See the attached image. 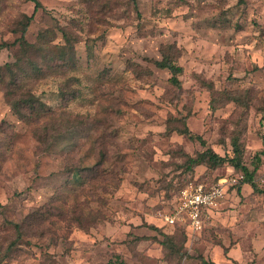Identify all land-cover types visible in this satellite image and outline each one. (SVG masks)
Masks as SVG:
<instances>
[{"label":"rangeland","instance_id":"rangeland-1","mask_svg":"<svg viewBox=\"0 0 264 264\" xmlns=\"http://www.w3.org/2000/svg\"><path fill=\"white\" fill-rule=\"evenodd\" d=\"M40 1L26 47L34 3L0 0V264H264V154L260 191L227 183L201 231L166 218L190 183L243 175L187 155L240 141L253 170L264 149V0Z\"/></svg>","mask_w":264,"mask_h":264},{"label":"trees","instance_id":"trees-1","mask_svg":"<svg viewBox=\"0 0 264 264\" xmlns=\"http://www.w3.org/2000/svg\"><path fill=\"white\" fill-rule=\"evenodd\" d=\"M30 1L34 3V12L31 15H25V19L21 21L22 28L20 30L21 34L19 37V42H22L24 44V46H26V47H34L35 46L34 44L27 45L28 41L26 40L25 36L27 34V30H28V27H29L31 21L34 19L35 13L40 8L43 7L40 0H30ZM63 35L66 38V41L68 43H72L71 39H70L68 33L65 31V29L63 31ZM0 45H2V44H0ZM69 49H70L69 46H66V45H64L63 47L60 48L61 58H65L68 55ZM155 63L158 67L166 68L169 70V72L171 73V77H170L169 81L171 83H173L176 86H181V80H180L179 76L184 71V67L182 65L176 63L173 60L172 55H169L168 53H164L161 60H157ZM235 98L237 99V97H235ZM30 102H31V100H30ZM13 108L15 110H19V105L15 102L13 104ZM179 132L182 134H186L191 139L199 140V141H201L202 144H205V140L201 137V135L194 134L189 129V127L187 126L185 121H184V127L182 129H179ZM263 143H264V134H263ZM244 151H245V148L240 141H237L233 144V152L231 155L223 156V155L217 153L216 151H214L212 148H206L204 151L199 152L198 154H196L194 156L187 155V160L184 163V168L188 169L190 171H193L196 167H198L200 165H206L207 167L215 168V167L220 166V165L227 162L230 164V166H232L234 168V170H236V173H237V171H240L243 173L244 179L241 182L242 184L248 183L252 186V188L255 191H260V188L258 187L254 176H255V173H256V171H257V169L261 163V155L260 154H264V149L262 151H260V153H257L255 155V159L253 161L255 167L253 170L249 169V167L244 162ZM241 183H238L235 185L238 192L241 191V186H242ZM174 226L176 228V231H180L183 236H188L187 225L176 223V224H174ZM15 228H16L17 236H16V239H14L9 245L10 251L13 249V247L15 245H17L19 240L22 238V231L20 229V225L15 224ZM167 238H170L169 240H172L174 237L173 236H167ZM163 244L167 245V241L166 240L163 241ZM204 262L206 264H213L212 262H209L206 260H204ZM110 264H126V263L123 260H121L119 255H116V260Z\"/></svg>","mask_w":264,"mask_h":264},{"label":"built area","instance_id":"built-area-1","mask_svg":"<svg viewBox=\"0 0 264 264\" xmlns=\"http://www.w3.org/2000/svg\"><path fill=\"white\" fill-rule=\"evenodd\" d=\"M244 175L237 177L221 179L215 185H208L203 182L190 183L181 189L174 210L167 215V221L170 224H186L192 231H201L206 223V215L209 209L214 207L223 195L226 184H235Z\"/></svg>","mask_w":264,"mask_h":264},{"label":"crops","instance_id":"crops-1","mask_svg":"<svg viewBox=\"0 0 264 264\" xmlns=\"http://www.w3.org/2000/svg\"><path fill=\"white\" fill-rule=\"evenodd\" d=\"M211 209L208 210V212L210 211ZM208 214V213H207Z\"/></svg>","mask_w":264,"mask_h":264}]
</instances>
